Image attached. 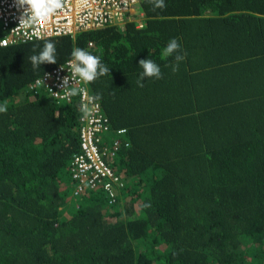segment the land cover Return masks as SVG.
<instances>
[{"label": "trees", "instance_id": "obj_1", "mask_svg": "<svg viewBox=\"0 0 264 264\" xmlns=\"http://www.w3.org/2000/svg\"><path fill=\"white\" fill-rule=\"evenodd\" d=\"M165 3L137 5L142 27L8 46L0 26V264H264V0ZM46 41L57 64L34 67ZM76 47L111 69L87 85L110 123L101 150L121 144L114 199L76 193L80 97L32 89ZM148 58L163 78L141 87Z\"/></svg>", "mask_w": 264, "mask_h": 264}, {"label": "built area", "instance_id": "obj_2", "mask_svg": "<svg viewBox=\"0 0 264 264\" xmlns=\"http://www.w3.org/2000/svg\"><path fill=\"white\" fill-rule=\"evenodd\" d=\"M143 1L145 0H69L68 5L62 11H58L46 21H42L37 28L26 31L24 29L14 30L19 26V17L23 12L16 6L15 0H0V26L8 32L7 36L2 39L1 46L58 36H75L81 32L121 25ZM61 66L38 79L37 81L40 83L36 81L32 89L43 88L56 98L70 101L73 96H67L60 87L63 78L71 75L70 65L66 62ZM72 87L86 90L78 96L81 101V109L86 108L90 113L87 118L83 116L81 119L82 153L75 156L72 163L73 171H75L74 177L80 180L76 193L82 192L83 185L87 184L90 188L103 189L114 199L115 187L122 186V184L108 165L107 159L119 151L120 140L113 142L114 149L110 148V152L106 149L101 150L100 146L104 137L111 132L109 120L103 114L100 103L89 91L87 84L77 78L76 81H73ZM116 134L122 136L125 134V130L117 131Z\"/></svg>", "mask_w": 264, "mask_h": 264}, {"label": "clouds", "instance_id": "obj_3", "mask_svg": "<svg viewBox=\"0 0 264 264\" xmlns=\"http://www.w3.org/2000/svg\"><path fill=\"white\" fill-rule=\"evenodd\" d=\"M154 5L155 9H164L167 7L165 0H150ZM69 3V0H15V4L19 9H22V15L19 17V26L14 29H35L42 21H46L53 15L57 14L58 11H62ZM137 9L135 8L134 13L130 14L128 18L121 25H112L123 27L128 21L133 20L138 22V26L142 27L141 17L138 16ZM108 27V26H107ZM35 52V49H33ZM175 57V63L170 65L173 73L179 70V64L185 59V54L181 50V44L177 38L171 39L167 46L163 49L162 56ZM72 59L68 61L70 65L71 75L63 78L60 87L63 89L67 96H76L84 93L86 90L83 88L72 87L73 81L79 78L80 81L85 84L95 82L99 77L108 75L111 73V69L105 65L100 56L94 55L86 49L76 47L71 53ZM34 67H39L44 64H57L56 59V45L54 42L46 41L43 48L38 54H33L28 58ZM62 69H64L61 66ZM139 68L142 69L139 75L138 84L143 87L142 81L145 78H157L161 79L162 71L153 59H142L139 61ZM47 75V74H46ZM71 81V84H70ZM40 83V81H37ZM59 95L60 93H55ZM7 111V101L0 104V113ZM84 118H87L90 113L85 108L82 110ZM150 206V205H146Z\"/></svg>", "mask_w": 264, "mask_h": 264}, {"label": "rangeland", "instance_id": "obj_4", "mask_svg": "<svg viewBox=\"0 0 264 264\" xmlns=\"http://www.w3.org/2000/svg\"><path fill=\"white\" fill-rule=\"evenodd\" d=\"M136 13L140 14V11L138 10V12H136Z\"/></svg>", "mask_w": 264, "mask_h": 264}]
</instances>
